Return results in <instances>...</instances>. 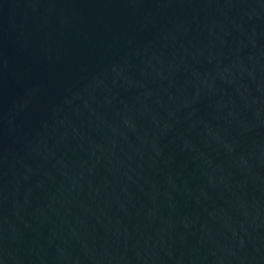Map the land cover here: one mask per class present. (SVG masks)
Returning a JSON list of instances; mask_svg holds the SVG:
<instances>
[{
  "label": "water",
  "instance_id": "1",
  "mask_svg": "<svg viewBox=\"0 0 264 264\" xmlns=\"http://www.w3.org/2000/svg\"><path fill=\"white\" fill-rule=\"evenodd\" d=\"M0 264H264V0H0Z\"/></svg>",
  "mask_w": 264,
  "mask_h": 264
}]
</instances>
